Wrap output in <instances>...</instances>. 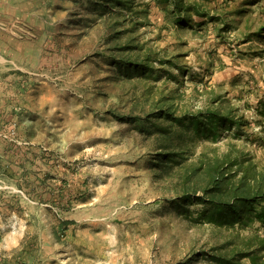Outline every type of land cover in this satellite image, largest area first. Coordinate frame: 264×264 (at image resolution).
Returning a JSON list of instances; mask_svg holds the SVG:
<instances>
[{"label": "rangeland", "instance_id": "1", "mask_svg": "<svg viewBox=\"0 0 264 264\" xmlns=\"http://www.w3.org/2000/svg\"><path fill=\"white\" fill-rule=\"evenodd\" d=\"M197 1L177 25L157 0H0V264H253L263 223L182 197L217 157L264 169V34L252 0ZM217 106L249 124L212 140L149 116Z\"/></svg>", "mask_w": 264, "mask_h": 264}, {"label": "trees", "instance_id": "2", "mask_svg": "<svg viewBox=\"0 0 264 264\" xmlns=\"http://www.w3.org/2000/svg\"><path fill=\"white\" fill-rule=\"evenodd\" d=\"M111 1V0H108ZM114 1V0H113ZM117 2L127 0H115ZM159 4H166L165 10H169L175 16V24L187 25L192 20V14L199 16H207L209 13L203 9V3L197 0H157ZM127 5V4H126ZM135 14L148 15L149 8L129 6ZM147 61L131 62L136 69L143 73H150V57ZM227 111L221 106L208 108L196 113L184 112L177 115L168 108H161L149 116L165 119L173 126H184V129L193 131L194 135L204 139L218 140L223 132L229 126H247L248 119L244 116H237L233 111ZM259 112L262 115L261 124L264 127V99L260 101ZM155 114V115H154ZM170 130L163 129L166 139H170ZM182 153V152H180ZM176 151H165L160 153L163 160L167 161L168 166L175 162L179 163ZM205 169L209 175V182L202 187V195L187 192L182 200L186 202H201L206 205L202 215L206 216L211 222L220 223H236L247 226L254 220H259L264 225V169H259L257 164L250 161L248 157H231L229 154L223 157H217L214 161H210ZM236 168V169H234ZM203 167L194 168L192 175L197 174ZM242 174H241V173ZM239 174L240 177H237ZM191 176H188L187 180ZM188 211V208L186 209ZM257 241L251 244V248L247 251H238L241 257L250 256L253 264H264V236L255 235ZM253 246V247H252ZM215 260L221 264H236L233 256L213 254Z\"/></svg>", "mask_w": 264, "mask_h": 264}, {"label": "crops", "instance_id": "3", "mask_svg": "<svg viewBox=\"0 0 264 264\" xmlns=\"http://www.w3.org/2000/svg\"><path fill=\"white\" fill-rule=\"evenodd\" d=\"M249 1V0H248ZM251 3L254 2V4H247L248 6H253V9L251 10V14H253L252 16H254V19H251V21L253 20V22L257 23L256 27L253 30H256L261 28V30L263 31L262 34H264V0H252L250 1ZM237 2L235 1L232 6H234V4H236ZM239 6L238 7H234L232 10L234 11L233 14H235L237 12V10L240 8V6L242 7L241 3H238ZM249 8V7H248ZM256 20V21H254ZM251 41V39H250Z\"/></svg>", "mask_w": 264, "mask_h": 264}]
</instances>
